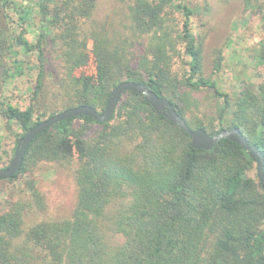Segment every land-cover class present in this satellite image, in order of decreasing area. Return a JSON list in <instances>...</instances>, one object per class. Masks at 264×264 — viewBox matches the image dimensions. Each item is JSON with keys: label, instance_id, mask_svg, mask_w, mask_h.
Returning a JSON list of instances; mask_svg holds the SVG:
<instances>
[{"label": "trees", "instance_id": "trees-1", "mask_svg": "<svg viewBox=\"0 0 264 264\" xmlns=\"http://www.w3.org/2000/svg\"><path fill=\"white\" fill-rule=\"evenodd\" d=\"M243 2L253 13L259 9L258 0ZM95 5L96 0H0L4 22L14 24L11 33L0 30L2 60L20 52L37 60L26 108L0 101L2 117L19 125L13 150L34 123L56 112L81 104L102 111L111 89L128 79L168 95L194 130L238 127L264 157V79L241 81L232 100L205 77L201 43L190 25L193 11L185 0H133L129 35L86 29ZM175 12L181 14L179 25ZM88 39L96 75L76 78L73 70L88 61ZM180 53L186 61L178 77L172 64ZM256 58L264 68V39ZM49 66L57 72L58 90L37 114L34 101ZM202 87L213 89L222 104L215 118L192 124L185 116L191 97L180 90ZM226 116L228 123L214 129ZM74 158L77 202L71 216L24 229L25 206L10 205L0 213V264H264V190L249 175L255 160L236 142L222 138L210 150L192 148L187 133L142 95L127 91L104 122L79 115L38 134L9 180L39 161ZM30 189L40 203L39 191L33 184Z\"/></svg>", "mask_w": 264, "mask_h": 264}, {"label": "rangeland", "instance_id": "rangeland-1", "mask_svg": "<svg viewBox=\"0 0 264 264\" xmlns=\"http://www.w3.org/2000/svg\"><path fill=\"white\" fill-rule=\"evenodd\" d=\"M132 2L96 0L86 29L93 25L111 35H129L128 9ZM185 3L193 11L190 25L197 41L201 43L203 75L213 81L220 91L230 94L232 100L241 81L260 83L264 79V68L258 62L256 52L260 41L264 39V0H258L260 6L255 13L245 9L243 0H185ZM9 13L15 16L14 12ZM1 14L0 11V30L6 27L10 32L14 24L4 22ZM173 16L176 24H181V14L175 12ZM32 37L33 33L27 34L28 39ZM87 51L88 61L73 70L72 75L76 78L91 77L95 72L91 39L87 40ZM15 58L18 59L15 64L19 63L22 70L20 74L14 70ZM185 61L186 57L182 53L173 60L172 71L178 77L185 71ZM36 63L34 54L24 55L20 52L15 57L8 54L3 60L0 56V101L7 100L21 109L26 108L34 88ZM57 79V72L49 66L41 96L34 101L37 114L43 110V102L57 92ZM180 91H188L191 97L185 116L192 124L196 119L215 118L222 98L213 89L181 88ZM227 116L223 124H215L214 129L225 126L228 123ZM94 128H98L97 125ZM19 132V125L5 119L0 113V166L10 163ZM75 161L76 158L71 163L39 161L14 180L0 179V213L13 203L21 202L25 206L22 213L24 229L43 220L69 218L77 202V185L73 175ZM249 175L257 178L256 163ZM30 184L39 191L42 197L40 203L33 199Z\"/></svg>", "mask_w": 264, "mask_h": 264}, {"label": "water", "instance_id": "water-1", "mask_svg": "<svg viewBox=\"0 0 264 264\" xmlns=\"http://www.w3.org/2000/svg\"><path fill=\"white\" fill-rule=\"evenodd\" d=\"M127 91L142 95L144 101L149 104L156 113L164 116L167 120L176 124L187 133L190 136V145L192 148L210 150L222 138L229 139L242 146L247 151L248 155L255 160L257 178L264 190L263 154L257 150L254 144L248 143L238 127L228 129L222 128L214 133H208L203 128L194 130L190 128L184 118L178 114L175 105L168 97L156 94L149 88L147 83L135 82L128 79L118 82L111 89L102 111H98L91 105L81 104L63 109L34 123L17 142L10 163L6 166H0V179H9L12 175L20 171L27 147L42 131L60 120L79 115H87L96 121L104 122L108 120L114 112L120 96Z\"/></svg>", "mask_w": 264, "mask_h": 264}, {"label": "built area", "instance_id": "built-area-1", "mask_svg": "<svg viewBox=\"0 0 264 264\" xmlns=\"http://www.w3.org/2000/svg\"><path fill=\"white\" fill-rule=\"evenodd\" d=\"M95 75H96V67H95V72H94V74H92V75H91V77H93V78H94V77H95Z\"/></svg>", "mask_w": 264, "mask_h": 264}]
</instances>
